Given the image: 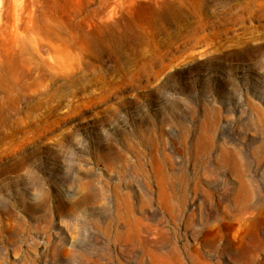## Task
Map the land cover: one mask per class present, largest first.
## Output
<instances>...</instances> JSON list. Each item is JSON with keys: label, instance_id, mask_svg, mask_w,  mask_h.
Returning <instances> with one entry per match:
<instances>
[{"label": "rangeland", "instance_id": "obj_1", "mask_svg": "<svg viewBox=\"0 0 264 264\" xmlns=\"http://www.w3.org/2000/svg\"><path fill=\"white\" fill-rule=\"evenodd\" d=\"M58 1L0 0V264H262L264 0Z\"/></svg>", "mask_w": 264, "mask_h": 264}, {"label": "bare ground", "instance_id": "obj_2", "mask_svg": "<svg viewBox=\"0 0 264 264\" xmlns=\"http://www.w3.org/2000/svg\"><path fill=\"white\" fill-rule=\"evenodd\" d=\"M108 0H103L101 2L102 6H107ZM50 6L44 12V20L56 19L59 16V12L61 11V5L58 0H50ZM113 9L109 10V17L112 16ZM78 12V8L73 10V14ZM98 9H94L90 12L89 15H97ZM15 16L16 11H15ZM91 17L87 19L89 22ZM86 23V22H85ZM78 28L83 30V25H75L71 21H68L64 26H56L52 27L48 30V32L52 35V37L63 43L65 46L66 53L61 56H56L55 64L52 65L53 69L56 71H63L65 69L69 70L67 67L71 62L75 61L78 55H74L71 53L70 49L73 46L78 45V48H83L85 43H91L93 38L90 37L89 34L83 37H77L75 34H79ZM65 31V33H63ZM89 35V37H88ZM78 39H77V38ZM76 39L78 41H76ZM108 41L106 38H99L98 43H104ZM66 66V67H65ZM13 74L9 82L4 83L0 86V90L3 94L2 99L0 100V142L6 144L8 146H12L11 141L15 139L17 133H23L27 128L32 127L33 125L30 122H27L24 118L20 117L17 113V99L15 98V92L17 90L24 91L26 88L25 83H23V75L21 71L18 69L12 70ZM11 72V73H12ZM264 264V258L262 259ZM253 263V262H252Z\"/></svg>", "mask_w": 264, "mask_h": 264}]
</instances>
